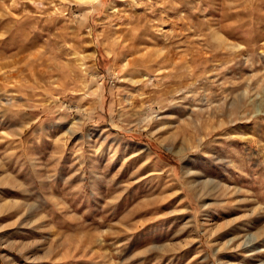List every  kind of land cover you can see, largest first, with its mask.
Here are the masks:
<instances>
[{
    "label": "rangeland",
    "instance_id": "rangeland-1",
    "mask_svg": "<svg viewBox=\"0 0 264 264\" xmlns=\"http://www.w3.org/2000/svg\"><path fill=\"white\" fill-rule=\"evenodd\" d=\"M0 264H264V0H0Z\"/></svg>",
    "mask_w": 264,
    "mask_h": 264
},
{
    "label": "bare ground",
    "instance_id": "bare-ground-1",
    "mask_svg": "<svg viewBox=\"0 0 264 264\" xmlns=\"http://www.w3.org/2000/svg\"><path fill=\"white\" fill-rule=\"evenodd\" d=\"M81 1H86V0H81ZM259 237V236H258ZM258 237H256V238H258Z\"/></svg>",
    "mask_w": 264,
    "mask_h": 264
}]
</instances>
